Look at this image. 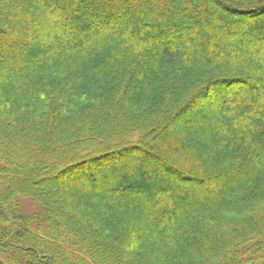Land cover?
Segmentation results:
<instances>
[{
  "label": "trees",
  "instance_id": "obj_1",
  "mask_svg": "<svg viewBox=\"0 0 264 264\" xmlns=\"http://www.w3.org/2000/svg\"><path fill=\"white\" fill-rule=\"evenodd\" d=\"M206 1L0 0V264H264V0Z\"/></svg>",
  "mask_w": 264,
  "mask_h": 264
},
{
  "label": "rangeland",
  "instance_id": "obj_2",
  "mask_svg": "<svg viewBox=\"0 0 264 264\" xmlns=\"http://www.w3.org/2000/svg\"><path fill=\"white\" fill-rule=\"evenodd\" d=\"M172 1V3L173 4H175V5H181L182 4V6H183V4H184V2L186 1V0H171ZM150 2V1H149ZM192 5L194 6H197V4L195 3V2H193L192 1ZM203 8L205 9V12L207 11V10H215V8H214V5H211L210 4V2H207L206 0H204V2H203ZM94 8V7H93ZM93 8H90L88 11H90V13H88L87 12V8H85V9H83V10H81L80 12H79V15H78V17L80 18V19H84V20H86V19H88V18H93L92 17V15H93ZM218 8H220V7H217V10H218ZM202 14V11H201V13H193L192 14V16L193 17H195L196 19H198L199 21H200V19L202 20L203 18L200 16ZM184 18V19H183ZM178 19H183V20H188L189 19V17L188 16H185V17H178ZM146 20V19H145ZM198 21V22H199ZM243 20H241V19H239V22H242ZM147 22H150V21H147ZM247 22H249V21H247ZM86 23V22H85ZM200 23V22H199ZM246 23V22H245ZM215 23H209V25H214ZM95 26V25H94ZM201 29V31H205V30H203L202 28H200ZM242 30H243V27L241 28ZM244 29H245V27H244ZM261 31H264V29H262V30H258V33H260L261 34ZM263 35H264V33H262ZM183 35V31L180 29V27H178V28H176V30H174V32L172 33V34H167V35H163L162 37H160L159 39H160V43L162 44V45H174L175 46V44H177L178 42H179V40H180V37ZM218 87H217V90L219 89L220 91H223L224 89L226 90L227 88L229 89L230 88V86H228L227 88H226V86H221V85H217ZM227 89V90H228ZM218 90V91H219ZM221 93V94H220ZM224 94V92H217L216 93V90H215V93L214 94H211V98L212 97H214L213 98V100L215 101V100H220L221 98H224L225 97V95H223ZM215 95V96H214ZM209 97V98H210ZM209 98H203V100H202V102L200 101V104L202 103V104H205V102H207L208 100H210ZM227 98V97H226ZM195 103L193 102H191V103H187V105H186V107H184L183 109H184V111H179V113L176 115V118L178 119V118H180V119H186L189 115H190V113L191 112H193V111H196L197 113H201V112H204L202 109H200L199 107H195V106H193ZM156 146V145H155ZM158 150V148L156 147V148H153V149H151L150 151L149 150H147L146 152H142V150L140 151V150H136V151H133V152H129L128 154H127V156H122L121 157V159H120V157H118V158H112V157H107L108 159H106L105 161H102V162H97L96 164L95 163H93L92 161H87L86 162V164H85V167H87V169H82V171H80V172H74V173H71L70 171L68 172V173H64V175L62 176V177H60V179H56L57 180V182H59V181H61V182H63V181H67V179H69V180H76V181H78V179L80 180V181H87V182H89V183H92V181H91V177L90 176H93V175H95L96 176V178L97 179H101L102 178V175H101V173H100V170L102 171V174H105L106 173V171H108L109 169H111V168H113L114 166L115 167H124V168H126L127 167V165H128V163L129 162H133V163H135V164H147L148 166H144V165H142L143 166V170L145 171V174L147 173V172H149V169H154L155 167L156 168H158L159 170H160V168H161V166H160V164L158 163L159 162V160H158V158L157 157H154V153L153 152H158L157 154H159V155H163V153H160L159 151H157ZM160 150V149H159ZM158 155V156H159ZM165 156V155H164ZM114 167V168H115ZM165 168V169H164ZM163 169L165 170V172H167V167L166 166H163ZM7 173V174H6ZM69 173H71V174H69ZM11 174H13L11 171H5V173L3 172V173H1L0 174V183H3V182H5V181H7V180H9V181H12V175ZM42 175L43 176H45V174H44V172H42ZM37 177V176H36ZM145 177H146V182L147 183H150L151 181L149 180L150 179V176L148 177L147 175H145ZM17 178H19V177H14V179H17ZM54 179V178H53ZM54 179V180H55ZM135 182V181H134ZM92 184H94V183H92ZM123 184H125L123 181L121 182V186L123 185ZM158 185H160L159 183H158ZM95 186H97V188L99 187V184L98 185H95ZM93 187H94V185H93ZM127 187V186H126ZM135 189H138V188H134L133 190H135ZM147 190V189H146ZM12 199L16 196V195H18V193H17V191L16 190H12ZM18 199V201L20 202V206H21V209L23 210V211H26V212H37V213H39L38 212V210L39 209H42V207H40V205L37 203L36 204V201L34 200V199H26V198H17ZM3 205L7 208V209H9V215L11 216V217H13L12 216V214H11V210H10V208L6 205V200H4L3 199ZM39 208V209H38ZM6 220H8V217L6 218ZM109 261V259H107V258H105L104 260H103V262L104 263H107Z\"/></svg>",
  "mask_w": 264,
  "mask_h": 264
}]
</instances>
